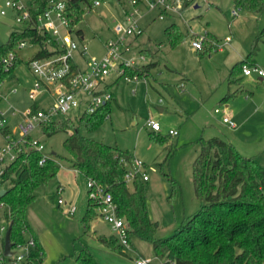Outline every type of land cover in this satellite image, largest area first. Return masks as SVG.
<instances>
[{
    "label": "rangeland",
    "instance_id": "1",
    "mask_svg": "<svg viewBox=\"0 0 264 264\" xmlns=\"http://www.w3.org/2000/svg\"><path fill=\"white\" fill-rule=\"evenodd\" d=\"M4 1L0 0V3L3 4ZM132 1L103 0L100 6L89 12V4H83V20L77 29H82L84 34L80 37L74 36L79 42L88 44V56L103 54V45L113 37L114 26L119 22H127L126 11H135ZM23 2L31 5L30 0ZM196 2L198 7H195V4L186 7L183 17H160L157 10H150L145 3L136 7L143 33L128 37V40H132V50L124 53L123 58L133 57L136 63H145L142 65L153 64L157 59L159 63L157 62V67L152 70V75L150 72L148 75H139V80L128 81L125 77H118L116 73L108 76L101 88L113 94L109 116L97 129L80 128L83 135L128 150L131 158L145 162V170L149 176V180L145 182L149 212L151 218L159 223L158 238L172 236L201 206L193 182V166L201 151V137L219 136L229 140L242 154L254 157L258 164L264 166V86L258 82L250 84L247 89L253 93L245 90V96H242V90L235 88L236 83L229 81L230 70L228 71L225 62L227 53L216 50L200 58L198 51L192 46L193 39L205 37L206 33L210 32L219 38L220 43H224L222 41H225L227 35L233 37L235 44L250 43V53L260 36L255 59L258 65L264 67V9L260 13L238 9L234 0ZM234 10L238 11V15L233 14ZM15 15L16 11L11 9H8L6 15L0 14V45L7 42L13 31H21L27 27L16 22ZM172 23L178 24L184 32V39L174 48L165 32L166 27ZM150 38L153 42L162 43V47L161 44H155L153 49L157 50L156 56H147L142 60L141 49L144 42ZM26 41L28 44L24 48L18 49L16 46L21 59L20 65L0 83V115L1 111L9 112L11 105L16 109L15 114L9 115L7 125L12 128V136L17 139L20 138L18 124L23 123L22 112L30 108L35 101L29 97L36 79L30 68V60L41 46L29 38ZM141 42L143 44H140ZM74 56L75 63L79 68H83L88 56L82 55L80 50H77ZM128 68L126 75L133 76L128 73ZM181 81L186 82L187 87L196 84V90L190 92L191 95L185 94V89L180 87ZM14 88H17L16 92H12ZM41 89L36 102L41 107H46L54 100L52 94L56 93V86L50 85V90L45 86ZM229 93L238 97L229 99V103L233 104L238 112L237 124L245 119L243 128L238 126L234 129L223 121L226 103H222V98ZM160 105L164 107L163 112L158 108ZM216 108L220 109L219 113L215 111ZM226 114L231 117L229 113ZM80 115V110H72L59 116L57 120L64 121L70 117L77 123ZM149 117H156L160 121L162 130L156 134L165 137L167 141L162 143L155 139L153 134H156L150 133L152 131L144 127ZM203 118L210 125L205 126L202 123ZM170 129H178L180 134L169 135ZM67 135V132L60 131L48 136L42 126L36 127L30 133L31 138H39L45 143L48 153L54 151L62 156L56 158L60 166L58 175L48 184L36 189V199L28 213V220L43 246L42 264H77L76 257L84 247H88L103 264H137L140 258L147 259L149 264H164V260L156 256L153 245L136 236L132 237L133 245L123 246L124 253L106 247L100 242L99 235L111 236L114 232L111 226L98 216L92 221L89 230L85 228L82 219L89 203L88 177L80 170L75 171L70 167L72 164L68 158L71 155L64 146ZM5 142V135L0 128V144ZM29 147L27 144L26 149ZM68 167L72 170H66ZM129 167H132V164H129ZM3 185L6 188L11 186V183L6 181ZM59 186L64 187L61 193L58 191ZM59 198L64 199L66 203L59 204ZM70 203L77 207L73 215L66 212ZM8 212L7 206L0 205L2 238L5 237L8 227ZM30 236L31 234L27 235ZM2 238L0 250L3 248Z\"/></svg>",
    "mask_w": 264,
    "mask_h": 264
},
{
    "label": "trees",
    "instance_id": "2",
    "mask_svg": "<svg viewBox=\"0 0 264 264\" xmlns=\"http://www.w3.org/2000/svg\"><path fill=\"white\" fill-rule=\"evenodd\" d=\"M31 12L42 13L50 0H30ZM94 0H69L68 17L75 36L83 34L77 29L83 20V4H91ZM238 9L260 13L264 9V0H234ZM166 36L172 47L179 45L184 39L180 26L171 24L165 29ZM264 31L262 32V34ZM31 39L33 43H45L49 48L42 49L33 58L50 57L59 52V46L49 32L40 33L26 27L21 31H13L7 42L0 45V55L12 51L20 41ZM203 48L208 51L212 38L207 32ZM248 55V60L236 64L229 75L234 82L236 75L244 64L255 65L253 62L258 51L257 43ZM141 53L155 57V44L148 40ZM212 46V45H211ZM212 48V47H210ZM19 55L15 65L9 72L0 74V80L7 79L20 65ZM153 64L137 65L128 68L130 75H148ZM77 72L78 65H73ZM33 111L42 108L40 104H32ZM111 112L110 102L93 113H82L77 123L68 117L64 121L43 123L42 129L48 136L57 132H67L64 146L70 153L73 167L80 170L88 178H93L109 190L118 205V214L123 217L129 227V239L136 236L153 245L155 254L164 264H264V166L258 164L254 157L242 154L237 147L219 136L201 137V151L193 166V182L195 192L201 202L199 210L186 219L175 233L167 238H158L159 223L154 221L149 212L146 181L135 178L131 184L126 181V163L131 160V153L118 147L108 145L92 137L83 135L81 127L94 130L100 127ZM153 137L160 142L162 136ZM29 139H32L29 136ZM62 157L56 152L40 163L43 153L34 149H25L17 160L6 167L3 175L11 186L0 196V205L9 207L6 219L12 223L11 241L14 246L26 244L30 238L35 246L30 248L29 258L37 264L44 261L43 246L35 234L29 220L28 212L36 199L38 187L48 184L57 176L60 166L56 158ZM67 159V158H66ZM97 212L89 201L88 208L82 219L85 228H91ZM86 229V230H87ZM31 234L30 237L27 235ZM99 240L109 249L124 253L123 246L115 235H99ZM0 250V264H11L12 257L4 254L5 240ZM77 264H103L99 262L88 247H84L76 257Z\"/></svg>",
    "mask_w": 264,
    "mask_h": 264
},
{
    "label": "built area",
    "instance_id": "3",
    "mask_svg": "<svg viewBox=\"0 0 264 264\" xmlns=\"http://www.w3.org/2000/svg\"><path fill=\"white\" fill-rule=\"evenodd\" d=\"M103 0H94L89 4L88 12L100 6ZM135 11H126L127 22H119L114 26L113 37L105 42V52L101 56H92L88 62V67L82 70L78 67L77 72H73V65L75 63L74 53L80 50L82 55H88V44L79 42L71 29V22L68 17L69 0H50L47 8L40 14L34 15L31 12L32 6L26 5L21 0H5L4 5H0V14L6 15L8 9L13 12L16 11L15 20L18 23L25 24L27 27L37 30L40 33L49 32L54 39L56 45L59 46V52L50 57L32 58L30 60V68L36 76L33 88L30 90L29 97L36 102L37 96L45 86L50 90V85L56 86V93L53 102L46 107L33 111L31 106L22 112L23 123L18 124L20 128V138H14V131L7 125L9 115L5 111H1L0 128L5 135L6 142L0 144V189L5 188V180L3 175L6 167L15 162L19 155L26 149L27 144L29 148L43 153V158L40 163L49 158L46 151L45 143L39 138L28 139L30 133L43 123L57 121L61 115H66L72 110H80L82 113H93L103 105L110 102L113 94L110 91L101 88L103 82L112 73H116L118 77H125L128 81L141 79L139 75H126V68L145 64L144 62H137L132 57L124 59V53L130 52L132 49V40L128 37L141 35L143 29L139 25V16L137 6L140 4H147L150 10H157L158 16L173 15L178 17L184 16V9L195 4L196 0H133ZM234 15H238V11L234 10ZM204 37L193 39L192 46L201 50L203 48ZM232 40L229 35L225 38L224 43ZM224 43L215 41L218 48H222ZM26 40L20 41L17 45L18 49L27 46ZM42 49L49 48L47 43L41 46ZM18 56L16 47L6 55H0V74L9 72L15 65V60ZM91 56V55H90ZM142 60L146 59V55L140 54ZM77 65V64H76ZM242 72L245 75L257 74L262 78L264 84V68L259 65L244 64ZM146 78V77H145ZM4 80H0V83ZM14 88L12 92H16ZM0 96H2L0 94ZM162 101V99H161ZM216 112H220L216 108ZM16 109L11 110V114H15ZM223 121L229 124L230 127L236 128L237 123L228 116L223 117ZM152 132H160L162 125L159 120L149 117L146 119V124ZM178 129H170L169 135L177 136ZM132 164V167H129ZM127 173L125 175L126 181L131 183L135 178H140L147 181L149 176L145 170L146 164L138 158H131L126 163ZM88 199L92 203L97 212V216L102 218L111 226L114 235L118 238L122 246L130 247L132 244L129 239V227L125 219L118 214V205L114 200L113 194L106 189V187L94 180L88 178ZM64 190L63 186H59L58 191L61 193ZM66 203L64 199L59 198V204ZM68 204V203H67ZM77 210L74 203H70L66 212L73 215ZM4 229V227L2 228ZM35 246V241L30 238L26 244H19L14 246L12 250L14 255L11 256V264H37L29 258L30 248ZM137 264H149L145 258L137 260Z\"/></svg>",
    "mask_w": 264,
    "mask_h": 264
},
{
    "label": "crops",
    "instance_id": "4",
    "mask_svg": "<svg viewBox=\"0 0 264 264\" xmlns=\"http://www.w3.org/2000/svg\"><path fill=\"white\" fill-rule=\"evenodd\" d=\"M21 1H23V0H21ZM3 4H4V2H3ZM2 3H0V5H3ZM196 7H198V5L196 6ZM236 16V15H235ZM173 24V23H172ZM174 24H176V23H174ZM171 25V24H170ZM176 25H178V24H176ZM169 26V25H168ZM17 31V30H16ZM18 31H20V30H18ZM210 33V32H209ZM84 34V33H83ZM227 36H229V35H227ZM226 36V37H227ZM210 37L212 38V41H210L211 42V44H209L208 45V51H206L205 53H203L202 51H199V50H197L198 51V55H199V57L200 58H204L206 55H209V54H212V52H214V51H216V50H218V51H223V53H227V55H226V58H225V62H226V65H227V68H228V71L230 70V72H231V70H232V68L236 65V64H238V63H240L241 61H245V60H248V55H249V45H250V43L249 44H245L244 42H242V43H240V42H236V44H235V42H234V39H233V37H232V40L231 41H229L228 43H224V46L222 47V48H218L217 47V45L216 44H214V41H218V42H221L220 40H219V38L215 35V34H212V33H210ZM225 37V38H226ZM83 38V37H82ZM148 40H151V38L150 39H148ZM147 40V41H148ZM147 41H145L144 42V44H143V42H141L140 44H143L144 46L143 47H145V43L147 42ZM152 41V40H151ZM153 42V41H152ZM222 42H224V41H222ZM154 44H156V45H159V44H161V47H162V43H157V42H153ZM212 45V46H211ZM178 46V45H177ZM215 46V47H214ZM142 47V48H143ZM210 47H212V48H210ZM174 48V47H173ZM194 48V47H193ZM226 48H228L227 50H226ZM195 49V48H194ZM103 53L105 52V43H104V45H103ZM91 55V54H90ZM86 56H88V55H86ZM89 60H90V56H88V59H85V66L83 67V68H80V69H82V70H85L87 67H88V62H89ZM158 59L155 61V63H154V65L151 67V69H150V74L152 75V70L154 69V68H156L157 67V65H158ZM253 62L256 64V65H258V62H257V60L254 58V60H253ZM260 66V65H259ZM261 67H263V66H261ZM264 68V67H263ZM173 71V70H172ZM15 72V71H14ZM13 72V73H14ZM230 75V74H229ZM255 75V76H254ZM183 81V80H182ZM181 81V83H180V87L181 88H183V89H185L184 90V92H185V94H188V95H191V93L190 92H194V90H196V88H197V85L196 84H193V85H190L189 87H187V83L186 82H182ZM255 82H258V83H261L263 86H264V84H263V81H262V78L260 77V76H258L257 74H251V75H245L243 72H239L237 75H236V79H235V81L234 82H231V83H236L235 84V88L236 89H238V90H242L241 91V93H242V96H245L244 94H245V90H247L249 93H253V91H251V90H249V89H247V88H249V85L250 84H254ZM166 83V82H165ZM167 84V83H166ZM187 87V88H186ZM232 89V87H230V90ZM240 96V95H239ZM233 97H235V98H238L237 97V95L236 94H232V93H229V94H227L225 97H223L222 98V103H226V105H225V108L223 109V113H225V116H228L226 113H229L230 115H231V119L232 120H234L235 122L238 120V112L236 111V109H235V107H234V105L232 104H230L229 102H230V100L229 99H231V98H233ZM114 98H115V100H116V96L114 95ZM245 99V98H244ZM233 100H235V99H233ZM117 101V100H116ZM161 101V100H160ZM159 101V102H160ZM163 101V100H162ZM161 101V102H162ZM203 101V100H202ZM35 102V101H34ZM33 102V103H34ZM160 102V103H161ZM36 103H38V102H36ZM39 104V103H38ZM32 106V105H31ZM41 106V105H40ZM14 107L11 105L10 107H9V112H7V111H5L6 112V114L7 115H10L11 114V110L13 109ZM158 108H159V110H160V112H163L164 111V107H162L161 105L160 106H158ZM217 113H219V112H217ZM229 117V116H228ZM153 118H155L156 120H158L156 117H153ZM202 123H204V125L205 126H208V125H210V123L208 122V121H206V120H204V118H203V121H202ZM236 123H238V122H236ZM238 126H240L241 128H243V127H245V119H243V120H241V122L239 123V125L237 124V127L236 128H238ZM144 127H146L147 129H149L147 126H145L144 125ZM236 128H234V129H236ZM150 130V129H149ZM151 131V130H150ZM2 133H3V131H2ZM150 133H155V132H150ZM157 133H160V132H157ZM156 134V133H155ZM179 134H180V132H179ZM178 134V135H179ZM157 135V134H156ZM165 138V137H164ZM164 141H167V139L165 138V139H163V141H162V143L164 142ZM231 142V141H230ZM235 145V144H234ZM71 163V162H70ZM72 166V168L76 171H79L77 168H75V167H73V165H70V167ZM66 170H72V169H70L69 167H68V169H66ZM60 171V170H59ZM58 175V174H57ZM149 180V179H148ZM147 180V181H148ZM3 189H7V187L6 188H3ZM4 204H2L1 206H3ZM5 206H7V205H5ZM8 207V206H7ZM8 209H9V207H8ZM29 213V212H28ZM32 226V225H31ZM4 226H2V228H3ZM1 228V230H3ZM33 228V227H32ZM34 230V229H33ZM35 232V231H34ZM6 234V233H5ZM35 234H36V232H35ZM38 236V235H37ZM0 238H2V236H1V232H0ZM5 238V237H4ZM4 238H2V240L4 239Z\"/></svg>",
    "mask_w": 264,
    "mask_h": 264
},
{
    "label": "water",
    "instance_id": "5",
    "mask_svg": "<svg viewBox=\"0 0 264 264\" xmlns=\"http://www.w3.org/2000/svg\"><path fill=\"white\" fill-rule=\"evenodd\" d=\"M6 192H7V189H1L0 190V196H2ZM11 229H12V223L10 222L8 227H7L5 238H4V240H5L4 254L8 257H11L14 255V251L12 250L14 245L11 241Z\"/></svg>",
    "mask_w": 264,
    "mask_h": 264
}]
</instances>
